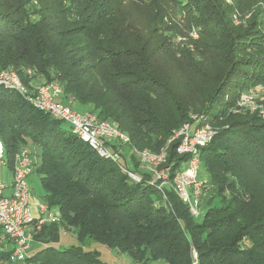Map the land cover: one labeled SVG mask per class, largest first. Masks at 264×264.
I'll use <instances>...</instances> for the list:
<instances>
[{"label":"trees","instance_id":"1","mask_svg":"<svg viewBox=\"0 0 264 264\" xmlns=\"http://www.w3.org/2000/svg\"><path fill=\"white\" fill-rule=\"evenodd\" d=\"M0 67L14 69L29 95L58 85L57 102L131 141L109 145L120 163L106 160L67 122L0 91L7 169L29 148L42 199L61 212L56 225L79 240L24 264H108L89 240L137 264H264V119L238 104L264 87V0H0ZM186 124L219 129L200 155L211 190L201 222L171 184H151L134 153L167 147L173 177L188 156L170 140ZM128 159L140 182L122 171ZM10 243L0 231V264H12Z\"/></svg>","mask_w":264,"mask_h":264},{"label":"built area","instance_id":"2","mask_svg":"<svg viewBox=\"0 0 264 264\" xmlns=\"http://www.w3.org/2000/svg\"><path fill=\"white\" fill-rule=\"evenodd\" d=\"M233 1L226 0L229 4ZM32 74L33 71L29 70L28 75ZM2 90L24 95L36 108L67 122L72 127L73 133L96 151L101 158L120 163L122 152L112 150L109 145L119 143L129 146L131 143L130 138L110 122L99 120L91 113L75 112L68 105L57 102L56 99L62 94L58 85H37L34 95H29L28 88L14 69L0 67V91ZM238 104L242 109L258 111L264 119V87L243 94ZM215 135L216 130L210 124L195 126L194 129L190 124L184 125L170 142L179 141L176 151L179 155H187L188 161L173 177L171 176L172 164H167V147L159 154L134 150L142 166L153 176L151 184L158 186L159 189L171 184L181 201L189 207L190 213L196 218L202 213L200 207L205 186V182L198 180L201 169V150L213 141ZM36 163V157L28 149H22L15 156L10 186L4 179L0 180V231L13 242L14 249L10 256L12 264L25 261L35 240L31 227L35 233H39L44 227L56 225L61 219L60 210L50 207L45 202L39 203L38 216L32 213L29 179L34 173ZM132 167L130 159L127 160L126 167L121 165L123 172L140 182L141 178L131 171ZM0 169H7L5 147L1 140ZM4 190H10V194L5 195ZM194 258H197L196 253Z\"/></svg>","mask_w":264,"mask_h":264},{"label":"rangeland","instance_id":"3","mask_svg":"<svg viewBox=\"0 0 264 264\" xmlns=\"http://www.w3.org/2000/svg\"><path fill=\"white\" fill-rule=\"evenodd\" d=\"M193 33L194 34L196 33L195 34L196 36L195 35L193 36L192 35ZM192 34L191 35L194 39L199 38V35L197 34V32L195 30H193ZM212 127L214 128V126H212ZM194 128H195V125H193V129ZM215 128L217 130H219L218 127L215 126ZM36 161H38L37 158H36ZM2 179H4L7 182V184L10 186L11 175H10V172L8 169H0V180H2ZM208 179H209V175H208V172L206 170V167L201 166V169L199 171V177H198L199 182H202V183L207 182ZM30 186H31L32 198L34 200H40L41 201L44 192H43V187H42L41 182H40V177L36 173H34L32 178L30 179ZM207 189H208V187H207ZM210 191L209 190L206 191V188L204 189V193L207 194L206 198H208L210 196V194H211ZM4 194L9 195L10 190H4ZM201 201L202 202H201L200 211L202 213H201L200 217L197 218V220L199 222H201L203 220L204 213L207 210L206 205L203 204V202H204L203 195H202ZM37 244H39V243H37V242L34 243L35 246ZM78 244H79V240L77 239L76 235L73 232L70 234V236L64 242V245H61V246L58 245L57 248L66 249V248H70L71 246L78 245ZM1 246H4V244ZM84 246L87 250H98L101 253V260L105 263H108V264H114V263L137 264V263L133 262V260L127 254H121V253L117 252L116 250H109L108 248H106L105 246H103L102 244H100L98 242H95L94 240L87 241ZM38 249L40 250V245L36 246L35 251H37ZM32 252L33 251L29 252L28 254H30V253L32 254ZM4 264H9V263H4ZM18 264H24V262H20ZM153 264H158V263H153ZM160 264H164V263L160 262Z\"/></svg>","mask_w":264,"mask_h":264},{"label":"crops","instance_id":"4","mask_svg":"<svg viewBox=\"0 0 264 264\" xmlns=\"http://www.w3.org/2000/svg\"><path fill=\"white\" fill-rule=\"evenodd\" d=\"M9 172L11 175V171H9ZM33 175L34 174L31 175L30 179L32 178ZM11 178H12V175H11ZM30 179H29V182H30ZM42 202H44L43 199L41 201L40 200H34L33 198L31 199L32 213L34 216H38L39 203H42ZM31 232L33 234L35 232L33 227H31ZM71 233H73V230H65L59 225H50L48 227V230L45 233V235L34 240V242L32 243V247H31L29 252L33 251L32 253H35V252L39 251V249L37 251H35L36 246H39V245H40V250L42 248L47 247V246H54L57 248L58 245H60V246L64 245V242L67 240V238L70 236ZM36 242L39 244H37L35 246L34 243H36ZM2 243L4 244V247L7 249V245L9 243V241L6 242V241L2 240ZM9 246L11 248H13V245L11 243L9 244Z\"/></svg>","mask_w":264,"mask_h":264}]
</instances>
